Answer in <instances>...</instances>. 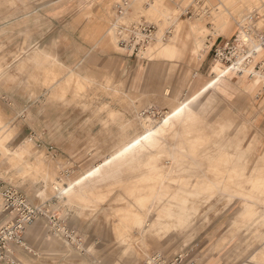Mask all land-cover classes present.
<instances>
[{
	"label": "rangeland",
	"instance_id": "1",
	"mask_svg": "<svg viewBox=\"0 0 264 264\" xmlns=\"http://www.w3.org/2000/svg\"><path fill=\"white\" fill-rule=\"evenodd\" d=\"M39 6L51 12L42 21L29 20ZM87 22H99L116 52L130 61L126 69L119 64L99 71L84 70L79 63L65 67L55 52L33 44L45 36L65 37ZM140 22L152 24L155 34L143 59L129 56L118 37L120 27ZM253 39H264V0H0V186H15L37 211L23 242L11 244L12 255L0 264H146L155 256L158 264H264V201L232 193L223 183L231 172L242 178L245 192L262 193L250 181L264 168V77L240 76L228 68L235 61L248 64L251 57H244L257 44ZM229 40L230 53L225 49ZM165 44L175 52L159 53ZM220 51L225 63L215 60ZM219 64L222 76L215 69ZM253 65L264 75L263 57ZM251 77L257 79L253 85ZM53 88L62 89L61 97ZM183 105L189 109L185 117L173 118L139 150L140 169L114 161L118 145L145 139L148 129L162 125ZM190 128L205 132L194 135ZM188 136L201 138L206 161L204 168L197 164L199 169L216 175L226 167L219 194L191 177L183 187L177 164L154 174L143 167L153 157L166 162L175 153H189L191 148L180 141ZM222 153L228 155L225 166L218 163ZM25 166L28 172L18 170ZM194 166L184 169L191 173ZM34 167L42 174L49 171L51 182ZM158 172L168 175L169 187H155ZM150 220L154 226L143 231Z\"/></svg>",
	"mask_w": 264,
	"mask_h": 264
},
{
	"label": "bare ground",
	"instance_id": "2",
	"mask_svg": "<svg viewBox=\"0 0 264 264\" xmlns=\"http://www.w3.org/2000/svg\"><path fill=\"white\" fill-rule=\"evenodd\" d=\"M196 28V27H195ZM241 31H240V35H241ZM154 35L155 34H153V37H154ZM247 37H248V33H247ZM238 42H239V39H238V37H237V39H236ZM241 41V40H240ZM257 41V44L256 45H254V47L253 48H249L248 50H247V55L244 57V59H246V58H248V57H251V59H250V61L248 62V64L249 63H252V65L251 66H253V63H254V61L256 60V56H257V52H258V50L260 49V48H262L263 46H264V39H261V40H256V39H253L252 40V44H255V42ZM195 42V41H194ZM245 42H248V38L247 39H245L244 41H243V44L245 43ZM200 45V44H199ZM240 46H242V45H240ZM148 47V46H147ZM147 47H145L144 49H143V51H142V55L143 54H148L149 52H150V47L149 48H147ZM196 47V46H195ZM198 47V46H197ZM157 51L159 52V53H174L175 52V49H174V47H172L170 44H165V45H162V46H160V47H158L157 48ZM199 52V51H198ZM197 54V53H196ZM223 55H225V53L224 52H222V51H220V53L218 54V58H216L215 60L216 61H219V62H221V63H225V59H224V57H223ZM31 58V57H30ZM29 58V59H30ZM243 59V60H244ZM27 60V59H26ZM28 61V60H27ZM30 61V60H29ZM26 62V61H25ZM24 63V62H23ZM28 63V62H27ZM31 63V62H30ZM33 63H35V62H33ZM38 63V62H37ZM41 63V62H40ZM58 63V62H57ZM29 64V63H28ZM243 65L242 66V61H238V62H234L233 64H231V65H229V67L228 68H230V69H233V70H236L237 72H241V71H245L246 73H249L250 71H253L254 70V68H252L251 70H250V68H251V66L250 65ZM32 65V64H31ZM41 65V64H40ZM60 65V64H59ZM58 65V66H59ZM62 65V64H61ZM60 65V66H61ZM20 66V65H19ZM24 66V65H23ZM27 65H25V70H27V67H26ZM29 66V65H28ZM36 66V65H35ZM43 66H45V64L43 65ZM249 66V67H248ZM24 68V67H23ZM63 68V67H62ZM41 70V68L39 69V71ZM36 71V70H35ZM43 71V70H42ZM42 71L40 72V73H42ZM224 71V70H223ZM59 72H60V69H59ZM58 72V73H59ZM39 72L37 73V74H40ZM61 73V72H60ZM28 74H29V72H28ZM33 74V73H32ZM75 74V73H74ZM27 75V74H26ZM30 75H31V72H30ZM41 75V74H40ZM42 75H45V73H42ZM60 75V74H59ZM28 76V75H27ZM34 76H36V74L34 75ZM76 76V75H75ZM29 77V76H28ZM30 77H32V76H30ZM29 77V78H30ZM39 77V76H38ZM44 77H42V79H41V77H40V80H44L43 79ZM51 78V77H50ZM37 79V78H36ZM52 79V78H51ZM86 79V78H85ZM46 80V79H45ZM45 80H44V82H45ZM53 80V79H52ZM80 79H78V81H79ZM90 80V79H89ZM31 82H33V80H30ZM50 81V80H49ZM69 81V80H68ZM88 81V80H87ZM91 81V80H90ZM255 80L253 79V81L252 82H254ZM27 82V81H26ZM31 82H30V84H31ZM54 81H52V83L51 84H54L53 83ZM255 82H257V79H256V81ZM59 83V82H58ZM63 83H65V82H63ZM68 83V82H67ZM71 83V82H70ZM76 83V82H75ZM82 83V82H81ZM81 83H79V84H81ZM88 83V82H87ZM26 84V83H25ZM41 84V83H40ZM50 84V83H49ZM69 84V83H68ZM93 84V83H92ZM66 85V84H65ZM73 85V84H72ZM71 84H70V86H72ZM77 86H78V88H79V85H78V82H77V84H76ZM59 86V85H58ZM67 86V85H66ZM66 86H63L64 87V89H65V87ZM86 86V85H85ZM52 87V86H51ZM60 88H61V86H59ZM62 87V88H63ZM73 87H75V86H73ZM88 87V86H87ZM60 88H53V90H52V92H53V94H54V96H56V97H61V95H60V93H61V90L62 89H60ZM77 88V89H78ZM83 88V87H82ZM81 87H80V89H82ZM72 89H76V88H72ZM84 89V88H83ZM85 89H88V88H85ZM92 89V88H91ZM69 90H70V88H69ZM69 90H67V92H69ZM72 91V90H71ZM77 91V90H76ZM85 91V90H84ZM80 92V91H79ZM82 92V91H81ZM70 93V92H69ZM73 93V92H72ZM83 93V92H82ZM90 93V92H89ZM74 94V93H73ZM77 94V93H76ZM79 95V94H78ZM78 95H77V97H78ZM66 97V96H65ZM64 97V98H65ZM73 97H75V96H72V99H73ZM77 97H75V98H77ZM82 97V96H81ZM120 97H122V96H120ZM48 98H50V97H48ZM48 98H46V99H48ZM84 98V97H83ZM51 99V98H50ZM55 99V98H54ZM61 100H63V99H61ZM49 101H53V102H55L54 100H53V98L51 99V100H49ZM52 102V103H53ZM51 103V104H52ZM183 107V109L181 110H179L174 116H172V117H170L168 120L166 119L165 121H164V123L162 124V125H160V126H158V125H154V126H152V128H150V129H148L147 130V132H146V138L145 139H143V138H138V139H136V140H133V141H131L130 143H128V144H125V142L122 144V145H118V151H117V153H116V159L114 160V161H119V162H122L123 163V161H129V163H130V168H132V171H134V170H136L137 171V169L140 167V165H141V161L139 160V159H137L138 157H137V154H138V152H139V150H141V149H144V148H146L148 145H149V143H151V142H153V134L154 133H158L159 131H161V130H166L169 126H170V124H171V122H172V119L173 118H175V119H179V118H181L182 116H184V114H186V113H188L189 112V109H188V107H187V105H183L182 106ZM181 107V108H182ZM193 112V111H192ZM189 115H190V113H189ZM193 114H191V116H192ZM195 115V114H194ZM196 116H198V115H196ZM185 117V116H184ZM190 118V117H189ZM192 118H194V117H192ZM196 118V117H195ZM185 119V118H184ZM191 119V118H190ZM197 121V120H196ZM4 121H3V119H2V115L0 114V123H3ZM193 122V121H192ZM181 123V122H180ZM188 124H190V123H188ZM197 123H195V125H196ZM195 125H194V127H195ZM203 126V125H202ZM189 127H190V125H189ZM188 127V128H189ZM187 128V127H186ZM190 129H192V128H190ZM7 130V129H6ZM218 130V129H217ZM216 130V131H217ZM1 131V130H0ZM11 131V130H10ZM191 131H193V133H194V135L195 134H200V133H202V132H205V130H204V128H201V129H192ZM190 131V132H191ZM215 131V132H216ZM6 133V132H5ZM0 134H1V132H0ZM190 134V133H189ZM218 134H219V132H218ZM6 135V134H5ZM180 135V134H179ZM192 135V134H191ZM216 135V134H215ZM176 136H177V134H176ZM213 136V135H212ZM7 137V136H6ZM155 137V136H154ZM181 137V136H180ZM210 137V136H209ZM156 138V137H155ZM215 138H216V136H215ZM215 138H214V140H215ZM176 139V138H175ZM211 139V138H210ZM2 136H0V144L1 145H3V142H2ZM8 140V139H7ZM184 140V142H185V144L186 145H188L191 149H190V152H189V150H188V152L189 153H185V154H180V153H175V154H173V152L172 151H170V152H172V154L173 155H171L170 156V160H165V158H164V160L166 161V162H164L163 160H158L157 158H155V157H153V158H151V160L148 162L147 161V163L145 164H143L144 166L143 167H146L147 169V171L149 172H152V174H154L153 172H155V171H158L160 168H163L162 166H164V165H173V164H177L176 166L178 167V165H179V167H180V170H178V171H180V173H179V178H184V182L182 183V186L183 185H187L189 182H188V178H190L191 177V179L193 180V182L194 183H197V182H207L208 183V186H204V188L203 189H205V188H207L208 190H210V191H212L213 193H217L218 192V186H217V184L218 183H220V182H222V173L221 172H227V169H226V167H223L222 168V171L220 172V173H218V174H216V175H211V174H209V173H207L206 171H204V170H202L201 168L203 167H201V165L203 164L204 165V162L206 161L205 160V158H204V156H203V153L201 152V146H200V143H201V138H200V136H193V137H185L184 139H182V140H180V141H183ZM212 140V139H211ZM159 142V141H158ZM176 142V141H175ZM179 142V141H178ZM211 142V141H210ZM31 145V143H28V146H30ZM206 145V144H205ZM161 146H162V144H161ZM4 147V146H3ZM151 147V146H150ZM149 147V148H150ZM156 147V146H155ZM173 147H177L176 145H174ZM203 147V146H202ZM2 148V147H1ZM158 148V147H157ZM163 149H164V147H162ZM185 148V147H184ZM224 148V147H223ZM148 149V148H147ZM155 150H156V148H155ZM158 150H160V149H158ZM165 150V149H164ZM177 150V149H176ZM157 151V150H156ZM161 151H162V149H161ZM169 151V150H168ZM178 151V150H177ZM141 152V151H140ZM146 152V151H145ZM151 152V151H150ZM224 152V151H223ZM240 152V151H239ZM153 153V152H152ZM159 153H161L160 151H159ZM148 154V153H147ZM166 154V153H165ZM167 154H169V153H167ZM155 156V155H154ZM161 157V156H160ZM13 158H15L16 160H18V161H21V159H22V157L20 156V155H14V157ZM147 158V157H146ZM150 158V157H149ZM163 158V157H162ZM219 158V157H218ZM148 159V158H147ZM160 159V158H159ZM16 160H13L15 163H17L16 162ZM10 161H12V160H10ZM109 161V160H108ZM217 161V160H216ZM226 161H228V155L227 154H223L222 153V155H221V158L219 159V161H218V163L219 164H225L226 163ZM146 162V161H145ZM13 163V162H12ZM14 163V164H15ZM128 162H126V164H127ZM198 163H200V169H199V166H197V164ZM217 162H216V164H218ZM18 165L20 164V163H17ZM30 164V163H29ZM38 164V163H37ZM124 164V163H123ZM189 164H195V166H194V170L191 172V173H187L186 171H185V169L184 168H186V167H188L189 166ZM20 165H22V164H20ZM111 165V164H110ZM36 166H38V165H36ZM115 166H117V165H115ZM114 166V167H115ZM120 166V165H119ZM118 166V167H119ZM122 166V165H121ZM225 166V165H224ZM257 166V165H256ZM261 166V165H260ZM264 166V165H263ZM31 167H32V165H31ZM128 167V166H127ZM216 167H218V165L216 166ZM35 169H36V171L37 172H39V173H41L42 174V171H40L38 168H36V167H34ZM125 168V167H124ZM170 168V167H169ZM204 168V167H203ZM258 168V167H257ZM17 169V168H16ZM19 169H21V170H25L26 172H28L27 171V169H28V167H21V168H18V170ZM31 170H33V168H30ZM111 169V168H110ZM140 169V168H139ZM144 169V168H143ZM167 170H168V168H166ZM218 169H219V167H218ZM11 170V169H10ZM30 170V171H31ZM124 170V169H123ZM142 170V169H141ZM145 170V169H144ZM166 170V171H167ZM107 171V170H106ZM111 171V170H110ZM113 171V170H112ZM135 171V172H136ZM162 171V170H161ZM189 171V170H188ZM17 172V171H16ZM34 172V171H33ZM36 172V173H37ZM122 172V171H121ZM141 172V171H140ZM212 172H213V170H212ZM25 173V172H24ZM31 173V172H30ZM103 173H105V172H103ZM159 173V172H158ZM169 173V172H168ZM170 173H171V171H170ZM15 174V173H14ZM38 174V173H37ZM123 174V173H122ZM133 174V173H132ZM175 174V173H174ZM176 174H178V173H176ZM258 175H255L252 179H251V181H250V183H252V185H253V187L257 190V191H260V192H262L263 193V195H262V193H261V195H257L255 192H245V189L241 186V180H242V178L240 177V176H238L237 174H233V173H231V172H229V175L228 176H230V178H228L226 181H223V183H225L227 186V188H225L226 190H228V191H231L232 193H236L237 195L238 194H242V195H246V196H250V198H251V196L252 197H255V196H258V198H261V200L262 201H264V168L260 171V172H258L257 173ZM25 175H26V173H25ZM36 175V174H35ZM34 175V176H35ZM43 175V179H45L47 182H51V175H50V173H49V171H45V173L44 174H42ZM41 176V175H40ZM132 177H133V175H131ZM149 176V175H148ZM168 176V175H167ZM167 176H164V175H161L160 173L159 174H156L155 176H153V177H155V187L156 188H159V189H161V188H166V187H164L165 186V183L167 182ZM36 177H37V175H36ZM232 177V178H231ZM30 178V177H29ZM187 178V179H186ZM31 179V178H30ZM132 179V178H131ZM171 179V178H170ZM138 180V179H137ZM137 180H135V181H137ZM179 180V179H178ZM249 180V179H248ZM134 181V180H133ZM201 182V183H202ZM248 182V181H247ZM138 183V182H137ZM193 183V184H194ZM201 183H200V185H201ZM222 183V184H223ZM167 184V183H166ZM190 184V183H189ZM188 184V185H189ZM192 184V183H191ZM142 185V184H141ZM141 185H140V187H141ZM168 185V187H169V184H167ZM179 185V184H178ZM133 186L134 187H136V183H134L133 184ZM146 186V185H145ZM194 186H195V184H194ZM198 186V185H197ZM143 187V186H142ZM147 187H151L150 185H148ZM153 187V186H152ZM184 187V186H183ZM144 188V187H143ZM196 188V187H195ZM202 188H197L196 190H200V189H202ZM175 189H176V187H175ZM186 189H187V187H186ZM189 189H190V187H189ZM193 189V188H192ZM202 189V190H203ZM224 189V190H225ZM143 190V189H142ZM158 190V189H157ZM156 190V191H157ZM191 190V189H190ZM195 190V191H196ZM137 191V190H136ZM222 191V190H221ZM129 192V191H128ZM141 192H143V191H141ZM153 192V191H152ZM158 192V191H157ZM156 192V193H157ZM161 192V191H160ZM151 193V192H150ZM154 193V192H153ZM155 193V194H156ZM159 193V192H158ZM175 193V192H174ZM96 194H98V193H96ZM100 194V193H99ZM135 194H136V192H135ZM142 194L143 193H141V196H142ZM146 194L148 195V192H146ZM170 194V193H169ZM168 194V195H169ZM172 194V193H171ZM218 194H219V192H218ZM217 194V195H218ZM222 194V193H221ZM134 195V194H133ZM143 195H145V194H143ZM146 195V197L144 198L145 200L144 201H148L147 199H149V197ZM158 195V194H157ZM190 195V194H189ZM192 195V194H191ZM204 196H205V194H203ZM213 195H215V194H213ZM227 195H229V194H227ZM237 195H236V197H237ZM154 196V195H153ZM164 196V195H163ZM162 196V197H163ZM210 196H211V194H210ZM221 196V195H220ZM230 196V195H229ZM232 196V195H231ZM140 197V196H139ZM155 197H157V196H155ZM159 197V196H158ZM175 197H177V196H175ZM216 197V196H215ZM239 197V196H238ZM87 198V197H86ZM85 198V199H86ZM167 198V197H166ZM211 198H213V196H211ZM223 199L225 198V197H222ZM241 198H242V196H241ZM171 199V198H170ZM183 199V198H182ZM195 199V198H194ZM221 199V198H220ZM226 199V198H225ZM243 199V198H242ZM245 199V198H244ZM248 199V198H247ZM156 200V199H155ZM158 200V199H157ZM212 200V199H211ZM250 200H252V199H250ZM260 200V199H259ZM259 200H256V203L257 202H259ZM136 201H138V200H136ZM172 201V200H171ZM220 201V200H219ZM246 201H248V200H246ZM253 201H255V200H253ZM261 201V202H262ZM189 202V201H188ZM251 202V201H250ZM217 203H218V201H217ZM246 203V202H245ZM253 204H254V202H252ZM155 204V203H154ZM192 204V203H191ZM135 204H133V207H136V206H139V205H137L136 204V206H134ZM150 205H151V203H150ZM178 205V204H177ZM194 205H195V203H194ZM255 205V204H254ZM262 205V204H261ZM261 205H259V206H261ZM152 206V205H151ZM157 206V205H156ZM188 206H189V203H188ZM244 206V205H243ZM257 206H258V203H257ZM262 207V206H261ZM261 207H259V208H261ZM141 207L139 206V207H137L136 209H140ZM152 208V207H151ZM251 208V207H250ZM254 208V207H253ZM131 209H132V207H131ZM153 209V208H152ZM151 209V210H152ZM170 209H172V208H170ZM252 209V208H251ZM257 210H259L258 208H256ZM262 209V208H261ZM263 209H264V206H263ZM127 210V209H126ZM133 210V209H132ZM144 210V209H143ZM131 211V210H130ZM135 211V210H134ZM140 211H141V209H140ZM157 211V210H156ZM155 211V212H156ZM246 211V210H245ZM244 211V212H245ZM248 211V210H247ZM246 211V212H247ZM138 212H139V210H138ZM159 212V211H158ZM162 212V211H161ZM198 212H199V210H198ZM243 212V213H244ZM255 212V211H254ZM187 214H189L188 212H186ZM193 213V212H192ZM242 213V214H243ZM253 213V212H252ZM256 213V212H255ZM260 213H262L261 211H260ZM259 213V214H260ZM125 214L126 215H129V213L128 212H125ZM179 214V213H178ZM147 215H149V214H147ZM185 215V214H184ZM249 215H250V213H249ZM257 214H255V216H256ZM145 216V215H144ZM188 216H191V215H188ZM193 216V215H192ZM194 216H195V214H194ZM255 216L253 217L254 218V220L256 219L257 220V217L255 218ZM261 216V215H260ZM259 216V217H260ZM147 217H149V216H147ZM187 217V216H186ZM246 217V216H245ZM249 217V216H248ZM258 217V218H259ZM135 218V217H134ZM144 217H142V219H143ZM145 218H146V216H145ZM166 218V217H165ZM261 218V217H260ZM262 218H264V216L262 217ZM121 219H123V218H121ZM150 219H152V218H150ZM154 219V218H153ZM161 219H162V217H161ZM174 219V218H173ZM134 220V219H133ZM138 220H139V218H138ZM137 220V221H138ZM253 220V219H252ZM260 220V219H259ZM129 221V220H128ZM127 221V222H128ZM248 222H249V219L247 220ZM246 221V222H247ZM262 221V220H261ZM126 222V221H125ZM150 222H152L151 220H150ZM155 222V221H154ZM154 222H152V224L151 223H147L145 226H143L142 228H143V231H146V229L147 228H149V227H153L154 226ZM168 222H170V221H168ZM253 222V221H252ZM256 222H258V221H256ZM129 223H131V222H129ZM129 223H128V225H129ZM135 223V222H134ZM244 223V222H243ZM141 224V223H140ZM151 224V225H150ZM173 224V223H172ZM247 224V223H246ZM245 223H244V227H245V225H246ZM249 224V223H248ZM250 224H251V221H250ZM136 225V224H135ZM254 225V224H253ZM262 225V224H261ZM170 226V225H169ZM251 226V225H250ZM115 227V226H114ZM128 227V226H127ZM134 227V226H133ZM243 227V228H244ZM246 227H247V225H246ZM245 227V228H246ZM254 227V226H253ZM168 228V227H167ZM248 228V227H247ZM251 228V227H250ZM241 229V228H240ZM249 229V228H248ZM132 230V229H131ZM134 230V229H133ZM139 230V229H138ZM142 230V229H141ZM184 230V229H183ZM255 230H257V229H255ZM254 231V230H253ZM170 232V231H169ZM250 232V231H249ZM247 234V233H246ZM249 234V233H248ZM173 235V234H172ZM186 235V234H185ZM250 235H251V232H250ZM246 236V235H245ZM248 237H249V235H247ZM172 237V236H171ZM243 238H244V236H243ZM245 239H246V237H245ZM240 240H242V239H240ZM258 240V239H257ZM244 241V240H243ZM249 242V241H248ZM258 242V241H257ZM261 242V241H260ZM228 243V242H227ZM240 243V242H239ZM238 243V244H239ZM260 261V260H259ZM262 261V260H261ZM264 261V260H263Z\"/></svg>",
	"mask_w": 264,
	"mask_h": 264
},
{
	"label": "crops",
	"instance_id": "3",
	"mask_svg": "<svg viewBox=\"0 0 264 264\" xmlns=\"http://www.w3.org/2000/svg\"><path fill=\"white\" fill-rule=\"evenodd\" d=\"M47 7L48 6H39L37 8H34L32 13L33 15L31 14L32 16H28V19L30 20L33 17L36 21H42V19L44 20L45 14L51 12V10H46ZM54 8L62 9V6H58V8L57 6H54ZM61 9L58 11H64ZM42 14H44L43 17ZM33 44L39 45V48L41 50H49L51 52H55L58 55V60L65 67H67L68 65L73 66L79 63L84 70L89 69L90 67L91 69L96 68V70L99 71L113 69L117 66V64H119V68L123 67L126 69L130 62L129 60L125 61L126 57L116 52L114 43L104 35L103 30L100 28L99 22H87L85 24H82L74 32H67V35L65 37H41V39H36L35 41H33ZM151 48L152 46L150 47V49ZM262 48L258 50L257 56L255 57L256 60L259 57H263L264 60V51L262 50ZM256 60L254 61V63L256 62ZM254 65L252 66V68H254ZM215 69L220 76L224 74V69L220 64L215 66ZM245 73V71H241L237 72L236 74H240V76H243ZM255 74L260 75L262 78L264 77V75L259 71H256L255 68L253 71H250L248 73L249 76H254ZM260 81L261 80H259L258 83ZM252 83L253 82L251 80L250 84L253 85ZM6 186L7 185L0 186V191L2 193V206H0V226L7 224L13 218V216L9 212L3 210V191Z\"/></svg>",
	"mask_w": 264,
	"mask_h": 264
},
{
	"label": "built area",
	"instance_id": "4",
	"mask_svg": "<svg viewBox=\"0 0 264 264\" xmlns=\"http://www.w3.org/2000/svg\"><path fill=\"white\" fill-rule=\"evenodd\" d=\"M154 26L147 22L135 23L131 26H122L118 30L119 46L125 49L129 56L143 59L141 54L150 39L153 37ZM233 46L229 40L226 43L228 53ZM3 210L9 212L13 218L5 225L0 226V263L8 261L12 255L9 249L11 244H20L23 241L25 227L37 217V211L29 204L26 196L13 185H7L3 191ZM158 256L152 257L146 264H158ZM178 264H184L178 263Z\"/></svg>",
	"mask_w": 264,
	"mask_h": 264
}]
</instances>
